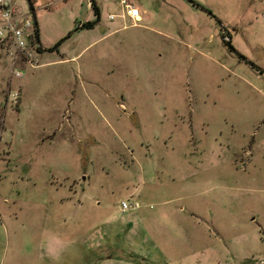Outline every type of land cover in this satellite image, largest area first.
Returning <instances> with one entry per match:
<instances>
[{"label":"rangeland","instance_id":"obj_1","mask_svg":"<svg viewBox=\"0 0 264 264\" xmlns=\"http://www.w3.org/2000/svg\"><path fill=\"white\" fill-rule=\"evenodd\" d=\"M30 1L46 51L17 79L0 55V264H264V0Z\"/></svg>","mask_w":264,"mask_h":264},{"label":"built area","instance_id":"obj_2","mask_svg":"<svg viewBox=\"0 0 264 264\" xmlns=\"http://www.w3.org/2000/svg\"><path fill=\"white\" fill-rule=\"evenodd\" d=\"M119 5L123 8L124 14L130 16L132 21L138 19V13L134 16V3L132 0H118ZM30 10L23 13L19 7L18 0H0V55L9 59V79H17L21 77L19 64L23 66L33 67L32 61L37 55V45L35 43L34 23L30 18ZM110 20L112 16L108 17ZM18 98V88L12 90L7 88L5 91V100L2 111L16 103ZM0 110V121H1ZM137 200H121L119 209L121 212L129 210H137L140 208Z\"/></svg>","mask_w":264,"mask_h":264},{"label":"water","instance_id":"obj_3","mask_svg":"<svg viewBox=\"0 0 264 264\" xmlns=\"http://www.w3.org/2000/svg\"><path fill=\"white\" fill-rule=\"evenodd\" d=\"M25 1H26L27 5H28V7H29L30 13L33 15V9H32V7H31V1H30V0H25ZM207 13H209V12H207ZM32 20H33V23H34V27L36 28L37 24H36L35 18H34L33 16H32ZM36 43H37L38 45H40L37 36H36ZM227 44H228V43H227ZM230 49H231V51H232V52H233L238 58L242 59V60H243V61H244L249 67H251L252 69L257 70V71L260 72V73L263 72L262 69H260L258 66H256V65H255L254 63H252L251 61H249V60H247L246 58L242 57V56H241L240 54H238L233 48L230 47ZM38 50H39L40 52L46 51V49L42 48L41 46H38Z\"/></svg>","mask_w":264,"mask_h":264},{"label":"trees","instance_id":"obj_4","mask_svg":"<svg viewBox=\"0 0 264 264\" xmlns=\"http://www.w3.org/2000/svg\"><path fill=\"white\" fill-rule=\"evenodd\" d=\"M90 5H91V7H92V9H93V12H94V14H95V16H96L95 21L82 23L79 27H76V29H79V28H82V29H91V28L94 27V25H95L96 22L98 21V15H99V13H98V8H97L96 4H95L93 1H91V4H90ZM34 35H35V41H36L37 28L34 29ZM59 44H60V42H59V43H56V44L54 45V47H52L51 50L55 51V50L57 49V47L59 46ZM36 51H37V53L40 52V51L38 50V48L36 49Z\"/></svg>","mask_w":264,"mask_h":264},{"label":"crops","instance_id":"obj_5","mask_svg":"<svg viewBox=\"0 0 264 264\" xmlns=\"http://www.w3.org/2000/svg\"><path fill=\"white\" fill-rule=\"evenodd\" d=\"M110 33H111V32H109V33H106V36H108Z\"/></svg>","mask_w":264,"mask_h":264}]
</instances>
